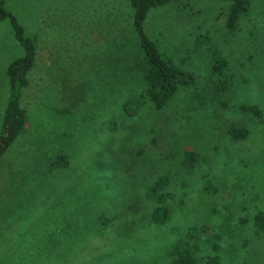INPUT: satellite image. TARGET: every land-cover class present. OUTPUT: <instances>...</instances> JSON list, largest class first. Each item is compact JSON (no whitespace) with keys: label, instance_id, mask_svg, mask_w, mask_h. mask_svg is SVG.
<instances>
[{"label":"rangeland","instance_id":"obj_1","mask_svg":"<svg viewBox=\"0 0 264 264\" xmlns=\"http://www.w3.org/2000/svg\"><path fill=\"white\" fill-rule=\"evenodd\" d=\"M5 1L27 15L38 58L22 99L26 130L0 158V264H167L168 249L201 226L199 264H264V229L254 226L264 212V122L239 111L264 110V0L234 32L228 5L212 0L149 13L147 36L196 80L161 111L132 103L146 86L130 0ZM23 54L0 22V136L7 68ZM217 59L228 63L222 77ZM233 126L248 140L231 141ZM187 152L200 156L193 168ZM164 175L172 216L158 227L147 193Z\"/></svg>","mask_w":264,"mask_h":264},{"label":"trees","instance_id":"obj_2","mask_svg":"<svg viewBox=\"0 0 264 264\" xmlns=\"http://www.w3.org/2000/svg\"><path fill=\"white\" fill-rule=\"evenodd\" d=\"M180 1L182 0H130L131 7L134 10V31L138 36L140 47L144 51L141 74L146 86L144 93L133 100V104H136V102L142 104L145 101L152 105L155 110L161 111L169 105L182 89L192 88L196 84L195 77L191 73L178 68L164 56L157 43L147 36L144 28L146 19L152 10L165 8ZM212 1L228 5L226 28L230 32L236 31L245 19L250 18L256 7L255 0ZM27 20V15L17 14L8 2L0 0V22L9 23L15 39L24 52L21 58L8 66L6 72L10 91L0 136V158L16 143L25 132L28 124V115L22 105V99L24 91L30 86V73L36 67L38 43L37 39L29 34L25 23ZM259 41L261 46H264V39L259 38ZM227 68L228 63L224 59L215 60L212 67L213 73L221 77L226 75ZM222 82L226 83L225 85L222 83V91H227L230 79ZM239 111L260 123L264 122V110L257 104L241 106ZM227 136L236 143L244 142L250 137V132L233 126L228 130ZM199 159L198 153L187 152L183 157V165L186 168H193ZM62 165L63 162L58 163L56 166L61 167ZM170 186L171 177L164 175L148 188V197L155 204L152 212V222L155 226L162 227L171 221L172 214L169 203L173 200V195L169 191ZM105 225H107V222ZM254 226L260 230L264 229V212L256 214ZM208 231L204 226L186 229L181 239L168 249L166 254L167 264H199L197 256L200 251L201 238ZM215 238L217 242L221 240L218 236ZM214 250L218 253V244L214 245ZM208 264H221V260L219 257L214 256L208 260Z\"/></svg>","mask_w":264,"mask_h":264}]
</instances>
